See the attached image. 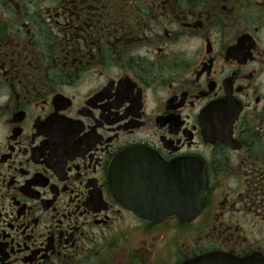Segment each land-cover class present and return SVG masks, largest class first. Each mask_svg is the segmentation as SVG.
<instances>
[{
	"label": "flooded vegetation",
	"instance_id": "flooded-vegetation-1",
	"mask_svg": "<svg viewBox=\"0 0 264 264\" xmlns=\"http://www.w3.org/2000/svg\"><path fill=\"white\" fill-rule=\"evenodd\" d=\"M209 255L264 264V0H0V264Z\"/></svg>",
	"mask_w": 264,
	"mask_h": 264
},
{
	"label": "water",
	"instance_id": "water-1",
	"mask_svg": "<svg viewBox=\"0 0 264 264\" xmlns=\"http://www.w3.org/2000/svg\"><path fill=\"white\" fill-rule=\"evenodd\" d=\"M111 184L113 187L114 192L116 193V195H120V167L118 164V159L115 160V162L113 163V165L111 166ZM177 181H174V187L176 188L177 186ZM147 184V183H146ZM169 184V183H168ZM135 186H137V184H134ZM185 185L188 186V192H189V210H186L184 213L181 214V216L183 217H192L194 215H196L199 211V209L201 208V191L203 188V179H202V175L196 170V168L190 164L189 165V171L186 174V178H185ZM159 191V190H158ZM137 196L142 197L143 199H150L151 198V194H145V193H141L140 194L136 193ZM175 196V195H174ZM141 198V199H142ZM171 193L168 192L167 195L166 194H162L160 191L157 194V199H158V211L157 213L151 214L149 212V208L151 207V204L149 202L147 203H143L141 206L139 204H136V211L137 213H139L140 215H142L143 217H158L163 218L166 215H169L170 213L177 211L176 207H177V203L176 200L171 201ZM220 260L217 259V257L213 256V255H209V256H203V257H198L189 261H186L182 264H219ZM224 264V263H223ZM230 264V263H229ZM231 264H249L248 262H233Z\"/></svg>",
	"mask_w": 264,
	"mask_h": 264
}]
</instances>
